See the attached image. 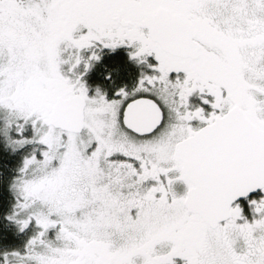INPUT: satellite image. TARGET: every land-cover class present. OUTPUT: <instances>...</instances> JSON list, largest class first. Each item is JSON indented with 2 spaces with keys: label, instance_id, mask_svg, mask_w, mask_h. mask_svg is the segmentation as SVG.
Listing matches in <instances>:
<instances>
[{
  "label": "snow or ice",
  "instance_id": "1",
  "mask_svg": "<svg viewBox=\"0 0 264 264\" xmlns=\"http://www.w3.org/2000/svg\"><path fill=\"white\" fill-rule=\"evenodd\" d=\"M121 47L149 71L90 96ZM0 149V264H264V0H0Z\"/></svg>",
  "mask_w": 264,
  "mask_h": 264
},
{
  "label": "trees",
  "instance_id": "2",
  "mask_svg": "<svg viewBox=\"0 0 264 264\" xmlns=\"http://www.w3.org/2000/svg\"><path fill=\"white\" fill-rule=\"evenodd\" d=\"M102 61L106 62V65L102 67L97 66L96 71L99 73L94 74L92 79L93 82H102V80L111 73V80L105 79L103 81L104 83H108L109 86H113V84L117 85L127 83L128 81L132 82L133 78L136 76L137 71L131 67L129 59H127L122 52L115 53L111 58L106 55ZM101 70L108 72V74H103ZM18 163V156H12L0 149V246H20L28 238V234L17 235L14 226L4 219V216L11 209V204L14 203L8 191V183L12 176L15 175L14 169L17 167Z\"/></svg>",
  "mask_w": 264,
  "mask_h": 264
},
{
  "label": "rangeland",
  "instance_id": "3",
  "mask_svg": "<svg viewBox=\"0 0 264 264\" xmlns=\"http://www.w3.org/2000/svg\"><path fill=\"white\" fill-rule=\"evenodd\" d=\"M82 54L85 57H87V56H89L91 54V50H87V51L83 52ZM98 54L101 55V60L99 62H94L93 68L86 75H84V77H83V80L86 82V85H87V87L89 89V95L90 96H94L96 94L97 89H99L102 94H106L109 99L113 98L114 93L120 87L127 86L128 90L131 91L135 87V83H136V80L138 78L139 72L141 71V68H143L144 71H149V69H146L145 66H139V67L137 66L136 76L133 78L132 82L128 81L127 83H123V84L122 83L121 84H117V85L113 84V86L112 85H110V86L107 85V87L109 86L107 88L106 86H104L105 85L104 83L102 84V83L96 82V81L93 82L92 79H93L94 74L99 73V72L96 71L97 66L102 67L103 65H106V62L102 61V60H104L105 56L108 55L111 58V57H113L115 55V51H112L110 49H103L102 51H98ZM67 55L68 54L65 53V58H67ZM150 62H154V61H151V59H150ZM69 67H70L69 65H64L63 69L66 72V74H68L69 76H72V73L68 72V68ZM81 71H83V66L82 65H81V68L77 71L76 74L78 75L79 72H81ZM101 71H103L102 72L103 74L104 73L108 74V72H106L104 70H101ZM103 80H105V78ZM208 99H212V98L208 97ZM190 102H191V106L193 108H195V107H204L206 112H211L212 111L210 105L202 104V101H201V99H200L198 94H194L190 98ZM192 122H194V121H192ZM192 126L194 127L193 124H192ZM181 191H182V189H181ZM262 196H264V192H262V194H259V195L255 196L253 198L247 199L245 202H241V205L244 208V215L249 220L252 219V207L249 205L248 200H251V199L259 200Z\"/></svg>",
  "mask_w": 264,
  "mask_h": 264
},
{
  "label": "flooded vegetation",
  "instance_id": "4",
  "mask_svg": "<svg viewBox=\"0 0 264 264\" xmlns=\"http://www.w3.org/2000/svg\"><path fill=\"white\" fill-rule=\"evenodd\" d=\"M129 49L128 48H125V47H121V48H118V49H116L115 50V53H119V52H122L126 57H127V59H129V56H128V53H129ZM151 59V58H150ZM129 64L131 65V67L134 69V70H136L137 71V65L134 63V62H132L130 59H129ZM146 67V66H145ZM146 69H147V67H146ZM103 81V80H102ZM100 83H104V81L103 82H100ZM105 85L104 86H107V85H109L108 83H104ZM192 124L194 125V127H201V126H203L202 124H201V122H199V121H194V122H192ZM259 194H262V192L261 193H259ZM259 194H257V195H259ZM257 195H255V196H257ZM255 196H253V197H255ZM246 200H243L242 202H245ZM241 203V202H240Z\"/></svg>",
  "mask_w": 264,
  "mask_h": 264
},
{
  "label": "water",
  "instance_id": "5",
  "mask_svg": "<svg viewBox=\"0 0 264 264\" xmlns=\"http://www.w3.org/2000/svg\"><path fill=\"white\" fill-rule=\"evenodd\" d=\"M259 193H261L260 190H257L256 192L251 193V194L249 195L248 199L252 198L254 195H257V194H259ZM243 200H244V199H241V201H239V203L242 202Z\"/></svg>",
  "mask_w": 264,
  "mask_h": 264
}]
</instances>
